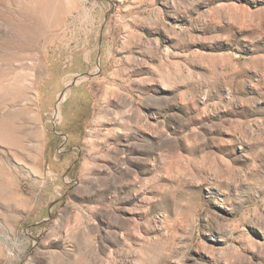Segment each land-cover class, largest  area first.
<instances>
[{"label": "rangeland", "instance_id": "374dc122", "mask_svg": "<svg viewBox=\"0 0 264 264\" xmlns=\"http://www.w3.org/2000/svg\"><path fill=\"white\" fill-rule=\"evenodd\" d=\"M0 264H264V0H0Z\"/></svg>", "mask_w": 264, "mask_h": 264}, {"label": "crops", "instance_id": "0c3cea01", "mask_svg": "<svg viewBox=\"0 0 264 264\" xmlns=\"http://www.w3.org/2000/svg\"><path fill=\"white\" fill-rule=\"evenodd\" d=\"M69 75V72L66 73L65 75L60 77V81L57 85L52 84V86H49L46 92H43L47 95L48 100L46 101L48 105L54 103L58 99L62 98L63 100L64 98H66V100H70L69 104H72L74 106L80 100H85V98L90 96V92L86 87L72 84L71 81L68 80ZM82 89H86L87 94L82 92ZM69 117L72 118V106Z\"/></svg>", "mask_w": 264, "mask_h": 264}, {"label": "bare ground", "instance_id": "6f19581e", "mask_svg": "<svg viewBox=\"0 0 264 264\" xmlns=\"http://www.w3.org/2000/svg\"><path fill=\"white\" fill-rule=\"evenodd\" d=\"M47 3V2H46ZM98 68V67H97ZM100 69V68H99ZM58 75V74H57ZM55 76V80L56 79H59V76ZM55 80H54V82H55ZM58 81V80H57ZM57 81H56V83H57ZM82 92H84L85 94H87V91H86V89H82ZM68 106V105H67ZM67 110V109H66ZM64 113V112H63ZM62 113V108H60V106L59 105H57V109H56V112H55V114L56 115H60V114H63ZM66 115V114H65ZM66 119V118H65Z\"/></svg>", "mask_w": 264, "mask_h": 264}]
</instances>
